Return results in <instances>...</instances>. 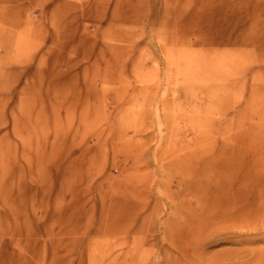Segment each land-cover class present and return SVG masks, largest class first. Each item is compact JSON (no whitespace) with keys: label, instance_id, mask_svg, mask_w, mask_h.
<instances>
[{"label":"rangeland","instance_id":"374dc122","mask_svg":"<svg viewBox=\"0 0 264 264\" xmlns=\"http://www.w3.org/2000/svg\"><path fill=\"white\" fill-rule=\"evenodd\" d=\"M0 264H264V0H0Z\"/></svg>","mask_w":264,"mask_h":264}]
</instances>
